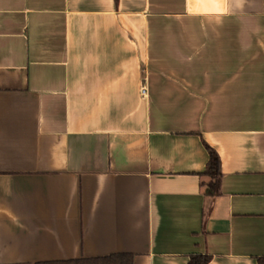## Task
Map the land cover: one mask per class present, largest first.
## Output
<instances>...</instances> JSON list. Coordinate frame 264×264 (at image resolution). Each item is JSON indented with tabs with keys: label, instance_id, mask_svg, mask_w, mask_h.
I'll return each mask as SVG.
<instances>
[{
	"label": "crops",
	"instance_id": "1",
	"mask_svg": "<svg viewBox=\"0 0 264 264\" xmlns=\"http://www.w3.org/2000/svg\"><path fill=\"white\" fill-rule=\"evenodd\" d=\"M110 254L264 256V0H0V264Z\"/></svg>",
	"mask_w": 264,
	"mask_h": 264
},
{
	"label": "trees",
	"instance_id": "2",
	"mask_svg": "<svg viewBox=\"0 0 264 264\" xmlns=\"http://www.w3.org/2000/svg\"><path fill=\"white\" fill-rule=\"evenodd\" d=\"M208 160L206 167L202 172L203 180L201 187L205 195L213 198L219 193L220 184V160L218 154L207 147ZM210 257L208 255L193 254L190 256L187 264H207ZM258 264H264V256L258 257ZM35 264H133V257L130 254H110L95 258H79L70 260H56L37 262Z\"/></svg>",
	"mask_w": 264,
	"mask_h": 264
},
{
	"label": "built area",
	"instance_id": "3",
	"mask_svg": "<svg viewBox=\"0 0 264 264\" xmlns=\"http://www.w3.org/2000/svg\"><path fill=\"white\" fill-rule=\"evenodd\" d=\"M145 90V88L143 87V88H141V91L143 92Z\"/></svg>",
	"mask_w": 264,
	"mask_h": 264
}]
</instances>
